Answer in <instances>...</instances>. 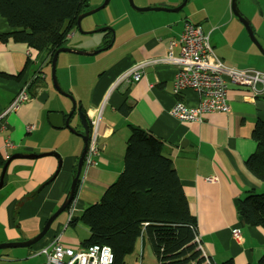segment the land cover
<instances>
[{
    "label": "crops",
    "instance_id": "obj_1",
    "mask_svg": "<svg viewBox=\"0 0 264 264\" xmlns=\"http://www.w3.org/2000/svg\"><path fill=\"white\" fill-rule=\"evenodd\" d=\"M137 1L139 7L160 5L174 8L182 0ZM129 4L121 14L118 12L117 18L109 16L104 22L116 28V38L114 30H106L101 38L91 37V33H83L80 37L74 31L68 34L67 39L72 41V45L65 44L67 47L82 51L104 48L102 58L72 52H67L72 55H62L61 52L58 56L63 60L66 85L77 95V106L85 111L89 124L91 117L102 111L98 128L100 152L96 156V164L86 166L83 163L72 206L64 211L66 216L60 219L56 229L49 231L39 247L54 238L68 247H84L83 241L89 238L90 230L79 217L88 206L101 200L104 192L124 170L126 142L131 133L130 126L134 125L150 131L164 142L163 153L172 160L191 211L196 216L204 255L216 264L229 259L235 264H257L264 255V228L245 224L239 218L235 200L239 204L248 192L264 191V183L246 165L257 146L253 138L254 126L257 121H264V90L257 93L251 88L230 84L229 112L207 113L201 122H185L174 117L171 108L179 99L196 105L199 95L192 89H187L181 96L173 93L177 70L173 64H156L147 69L146 77L140 81L126 88H114L118 75L134 64L166 56L170 42L179 39L186 20L203 28L201 22L178 15L182 9L178 12L137 11ZM84 22L85 17L82 19ZM85 29H91V26ZM10 30L8 21L0 17V34ZM260 36L264 41L263 28ZM243 43L248 44L246 37ZM212 46L215 54L225 63V59L216 52L223 44ZM172 53L178 56L180 45H175ZM246 53L250 52L247 50ZM49 58L46 50L33 51L24 43L0 38V114L23 84L29 82L32 85L36 81L29 89V100L0 120V154L9 159L16 153L55 151L62 160L59 174L49 183L58 167L55 156L16 158L8 166L3 187L0 188V192L4 190L8 193L0 205V218L6 228H18L25 240L39 233L64 201L84 147L78 134L67 127L54 128L49 122L51 111L65 116L68 112L63 108H47V100H38L39 93L48 90L49 82H52ZM226 65L264 72V66ZM123 105L129 108L127 114L122 110ZM74 116L71 117V125ZM28 126L33 128L28 130ZM75 126L77 131H81L79 125ZM7 141L14 146L7 147ZM208 177H216L217 180L209 181ZM15 211L16 219L12 215ZM72 216L78 219L74 224L70 222ZM235 229L240 230L239 238L233 234ZM144 244L145 240L141 238L135 247V251L137 247L141 248L139 264H144Z\"/></svg>",
    "mask_w": 264,
    "mask_h": 264
},
{
    "label": "trees",
    "instance_id": "obj_2",
    "mask_svg": "<svg viewBox=\"0 0 264 264\" xmlns=\"http://www.w3.org/2000/svg\"><path fill=\"white\" fill-rule=\"evenodd\" d=\"M88 7L89 0H0V17L11 27L0 38L24 43L33 51L46 50L50 63L55 51L66 46L68 34L77 30L78 16ZM122 110L127 114L129 108L123 105ZM130 128L124 170L101 200L79 217L90 230L83 246L108 245L114 253L113 264H128V254L146 237L159 264H216L196 240V216L172 160L163 153L164 142L141 127ZM253 138L256 150L246 165L264 183V121L256 122ZM7 159L0 154L1 168ZM238 205L245 224L264 228V191L248 192ZM77 220L70 218L72 224ZM219 264L235 263L229 259ZM258 264H264V255Z\"/></svg>",
    "mask_w": 264,
    "mask_h": 264
},
{
    "label": "built area",
    "instance_id": "obj_3",
    "mask_svg": "<svg viewBox=\"0 0 264 264\" xmlns=\"http://www.w3.org/2000/svg\"><path fill=\"white\" fill-rule=\"evenodd\" d=\"M180 45V53L174 56L172 49ZM159 63H170L177 67L172 91L181 96L187 89H192L199 95L196 105H189L177 100L171 108V114L181 121L201 122L207 113L229 112L231 109L228 91L230 84L248 87L259 93L264 90V72L257 69H239L226 65L214 52L210 41V34L203 28L189 20L184 22L183 31L179 39H173L169 44V52L164 57L150 58L138 62L126 69L115 79L114 88H126L132 83L146 77L149 67ZM31 83L26 82L18 91L11 103L0 114V120L16 111L24 102L29 100ZM262 87V88H261ZM102 111L93 115L90 120V134L87 151L84 157L86 166L96 164V156L100 152L99 122ZM33 126H28L31 130ZM7 147H13L10 141ZM209 181L217 180L208 177ZM239 238L240 230H233ZM199 241V236L196 235ZM35 255H44L42 264H113L114 253L110 246L92 244L83 248H72L61 244L54 238L34 252ZM207 257V256H206Z\"/></svg>",
    "mask_w": 264,
    "mask_h": 264
},
{
    "label": "rangeland",
    "instance_id": "obj_4",
    "mask_svg": "<svg viewBox=\"0 0 264 264\" xmlns=\"http://www.w3.org/2000/svg\"><path fill=\"white\" fill-rule=\"evenodd\" d=\"M104 1L105 0H89V10L100 6ZM134 2L135 4L139 3L137 0H134ZM182 2L183 0L181 1V3ZM258 2L259 4L255 3V1L253 0H238V5L242 14L249 19L257 38L264 47V41L260 36L261 28L264 29V0H258ZM128 4L129 0H110L106 7L96 13L85 17L86 22H81L83 31H89L91 33L90 36L94 38L103 37L106 31H101L98 29L104 26H109L104 23L107 21V18H109V16L117 18L118 12H120L119 14H121L124 10V7H128ZM178 15L188 16L194 22H201L204 30L210 33V41L212 45H214L215 43H218V45L223 44V46H219L216 49V52L220 57L225 59L226 64L235 63L239 64V66L241 67L252 66L256 68H262L264 66L263 54H261L257 46L250 39L245 25L237 17H235V15L231 11V0H189L187 5L180 12H178ZM119 25H117V29ZM87 26H91V29H85L87 28ZM112 28L115 32L116 38V28ZM73 31L76 32L79 37L83 35L81 31H77L76 29ZM243 35L244 37H246V41L248 42V44L243 43ZM65 43L66 45H72V41L70 39H67ZM247 50L250 53L247 54ZM104 54L105 51H102L89 57L99 59L102 58ZM62 55L72 54L63 52ZM62 61V58H59L57 60L58 80L62 88L65 91L71 93L75 101H77V95L75 93H72L68 89L66 85L67 82L63 78ZM51 83L49 82L48 85L49 89L47 91L49 93V97L45 102L46 107L53 110H59L63 108L66 112L69 113L73 105L72 99L66 95L59 93ZM75 124H77V126L79 125L80 130L82 129L79 114L77 111L72 120V126L76 127ZM1 172L2 168H0V176ZM7 195L8 193H4V190L0 192V205L2 204V202H4ZM12 215L16 219L17 211H15ZM65 216L66 212H63V214L59 215V217L53 223V226H51L50 230L56 229L58 223L60 222V219L63 220ZM15 227H17V224ZM20 233L18 232V228H6L5 224L1 221L0 218V243L25 240L22 239L24 236L23 234L20 235ZM48 233L39 242L32 246L6 247L0 249V264H42L45 261V256L34 255V252L37 247L40 246V242H42V240L47 237ZM144 240V264H159L153 252L151 244L146 237L144 238ZM140 254L141 248L139 246L137 247L136 251L128 254V264H139L138 258Z\"/></svg>",
    "mask_w": 264,
    "mask_h": 264
},
{
    "label": "water",
    "instance_id": "obj_5",
    "mask_svg": "<svg viewBox=\"0 0 264 264\" xmlns=\"http://www.w3.org/2000/svg\"><path fill=\"white\" fill-rule=\"evenodd\" d=\"M110 0H105L100 6L88 10L82 14H80L78 16L77 19V27L78 30L81 31L82 33H90L89 31H83L82 26H81V22L82 19L86 16H89L93 13L98 12L99 10L103 9L104 7L107 6V4L109 3ZM255 1V3L259 4L258 0H253ZM189 2V0H184L179 6L174 7V8H169L166 6H147V7H139L135 4L134 0H129V3L131 5V7L137 11H151V10H165V11H173V12H178L181 9H183L187 3ZM231 10L232 13L245 25L249 37L251 38V40L253 41V43L257 46V48L260 50V52L264 55V47L262 46V44L260 43V41L257 39V36L250 24L249 19L244 16L239 8L238 5V0H231ZM98 30L101 31H106V30H112L113 29L111 27H107L104 26ZM114 32V31H113ZM104 48H98L95 49L93 51H82V50H75L72 49L70 47H61L59 49H57L53 55L52 58V62H51V79H52V83L53 86L55 87V89L63 94L66 95L68 97H70L72 99V109L71 111L67 114V116H65L63 113L58 112V111H51L48 114V118H49V122L50 124L54 127V128H63V127H67L69 128L71 131H73L75 134H78L83 142H84V147L83 150L81 152V155L78 159V163H77V171L76 174L73 177L72 180V184L71 187L69 189V192L67 193L64 201L62 202V204L58 207V209L56 211H54L50 217L48 218V220L46 221L43 229L37 233L34 237L27 239V240H23V241H10V242H1L0 243V249L2 248H6V247H29L32 246L34 244H36L37 242H39L50 230L52 223L55 221V219L64 211H66V209L71 205L74 197H75V192L77 190V186L79 184V180H80V176L82 173V169H83V163H84V157L87 151V146H88V140H89V134H90V124H89V119L86 115V113L84 111H82L81 107L77 106V102L75 101L73 95L67 91H65L59 80L57 77V73H56V67H57V60H58V56L61 52H72V53H79V54H85V55H92V54H97L99 52H101ZM49 96V93L47 90H42L39 95H38V100L41 102H45L47 100ZM78 112L79 114V119H80V123H81V131H77L72 125H71V117L74 115L75 112ZM48 155H52L55 156L56 158H58V167L55 171V173L52 175V177L49 179V182H51L52 180H54L56 178V176L59 174L60 170H61V166H62V160L61 157L59 155V153L55 152V151H49V152H44V153H39V154H35V153H30V154H22V153H16L13 154L3 165L2 167V172H1V176H0V188L3 187L4 184V178L8 169V166L10 164V162L13 159L16 158H29V159H35V158H40L43 156H48ZM46 184V183H45ZM235 203L237 204V208L239 209V205H238V201L235 200ZM240 219H242V217H239Z\"/></svg>",
    "mask_w": 264,
    "mask_h": 264
}]
</instances>
